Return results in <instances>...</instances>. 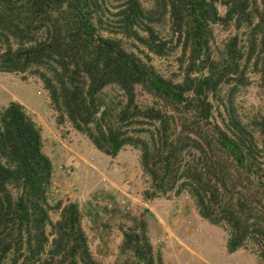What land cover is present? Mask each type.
<instances>
[{"label":"trees","instance_id":"obj_1","mask_svg":"<svg viewBox=\"0 0 264 264\" xmlns=\"http://www.w3.org/2000/svg\"><path fill=\"white\" fill-rule=\"evenodd\" d=\"M118 1L111 11L110 0H0V72L37 76L57 123L67 117L103 154L114 158L126 145L137 148L152 181L146 199L186 190L202 218L229 225V253L257 237L263 242H258V255L264 263V218L247 224L251 215L245 216L242 198L234 203L230 196L229 203L217 208L222 192L232 193L242 175L264 194L258 146L229 110L225 128L215 123L212 101L222 86L245 84L250 61L257 67L254 56L259 50L264 53V0H151L150 9L140 0ZM218 3L226 8L224 16ZM165 17L170 41L156 30ZM216 24L246 27L247 52L233 37L221 56L213 57L211 26ZM124 40L157 57L178 48L179 65L185 66L182 81L160 76L126 50ZM111 86L123 93L121 108L112 109L100 99ZM137 87L153 97L154 106L143 109L136 104ZM146 125L152 129L143 128ZM256 127L264 139V119ZM52 171L41 129L21 104L11 102L0 111V264H53L55 259L100 264L92 259L76 204L65 205L60 219L52 222ZM47 228L53 231L51 243ZM123 237L122 250L132 256L125 264H162L145 221Z\"/></svg>","mask_w":264,"mask_h":264},{"label":"rangeland","instance_id":"obj_2","mask_svg":"<svg viewBox=\"0 0 264 264\" xmlns=\"http://www.w3.org/2000/svg\"><path fill=\"white\" fill-rule=\"evenodd\" d=\"M140 1L145 9L151 8V0ZM118 3V0H110V10L113 11ZM217 8L219 14L224 16L225 6L218 3ZM169 27L168 17L156 25L160 38L172 40ZM211 29L210 47L213 57L219 58L233 37L238 38L239 47L244 53L247 52L249 35L246 27L236 29L233 24H216ZM123 45L126 50L153 66L166 80L182 81L185 66L181 68L179 65L181 54L178 48L169 49L164 57H157L132 40H124ZM174 45V42L168 44L167 48ZM254 58L258 65H253L254 60L248 63L245 84L222 86L212 101L215 123L225 128L227 121L224 123L223 119L227 118L226 110H229L248 132H252L258 146L256 157L264 168V139L256 127V122L264 119V53L259 50ZM100 99L112 109L121 108L125 104L123 93L115 86L108 87ZM135 101L143 109L156 103L141 87L136 89ZM11 102L21 104L41 129L43 153L53 167L48 191L52 222L60 219L61 209L65 205L76 204L90 254L97 263L130 262L131 254L122 250L123 233L136 228L143 220L147 224V235L154 254L161 256L162 264H264L258 255L261 251L258 242L262 240L257 237H251L242 248L229 253V225H214L202 218L195 200L186 190H174L154 199H146L144 192L152 190V181L143 171L140 151L126 145L116 157L111 158L97 150L85 135L77 132L67 117L64 116L59 125L48 92L37 76L28 72H0V111ZM143 128L152 129L147 125ZM193 157L192 152L186 155L189 160ZM234 185L236 189L232 188V193L222 192L217 208L229 203L230 196L234 203L242 198L245 201V216L251 215L247 224L257 221L262 223L264 194L257 193V189L254 186L252 188L251 182L244 175ZM47 233L51 243L52 229L47 228ZM3 264H9L8 260ZM53 264L63 263L55 259Z\"/></svg>","mask_w":264,"mask_h":264}]
</instances>
